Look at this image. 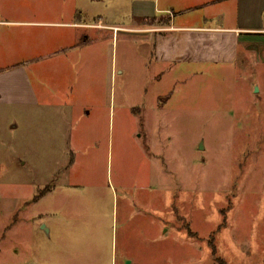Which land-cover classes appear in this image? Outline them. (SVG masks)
Returning <instances> with one entry per match:
<instances>
[{
	"label": "rangeland",
	"instance_id": "374dc122",
	"mask_svg": "<svg viewBox=\"0 0 264 264\" xmlns=\"http://www.w3.org/2000/svg\"><path fill=\"white\" fill-rule=\"evenodd\" d=\"M78 1L109 24L169 21H140L137 0ZM98 35L96 86L43 114L2 107L0 264L53 250L41 215L73 209L76 194L115 208L119 252L142 264H264V62L241 51L236 63L170 66L135 30Z\"/></svg>",
	"mask_w": 264,
	"mask_h": 264
},
{
	"label": "crops",
	"instance_id": "0c3cea01",
	"mask_svg": "<svg viewBox=\"0 0 264 264\" xmlns=\"http://www.w3.org/2000/svg\"><path fill=\"white\" fill-rule=\"evenodd\" d=\"M44 1L0 0V113L13 106L43 114L44 104L96 86L90 78L99 32L135 30L148 42L154 60L170 66L236 63L241 51L255 52L264 62V0H137L140 21L169 19L164 26L140 23L137 28L109 24L107 16L87 12L78 0H53V11L44 9ZM13 124L19 127L18 121ZM74 196L68 198L78 201L73 209L41 215L42 229L57 243L31 264H142L128 251L119 252L118 234L109 223L111 216L116 218L115 208L102 214L87 207L89 197ZM96 207L104 210L97 202ZM161 229L160 223L162 239Z\"/></svg>",
	"mask_w": 264,
	"mask_h": 264
},
{
	"label": "trees",
	"instance_id": "16d2710c",
	"mask_svg": "<svg viewBox=\"0 0 264 264\" xmlns=\"http://www.w3.org/2000/svg\"><path fill=\"white\" fill-rule=\"evenodd\" d=\"M163 16H157V17H154V18H151V19H144L145 21H149V20H152V19H156V20H158V19H160V18H162ZM167 24H169V21L168 22H166L165 23V25H167Z\"/></svg>",
	"mask_w": 264,
	"mask_h": 264
},
{
	"label": "water",
	"instance_id": "95a60500",
	"mask_svg": "<svg viewBox=\"0 0 264 264\" xmlns=\"http://www.w3.org/2000/svg\"><path fill=\"white\" fill-rule=\"evenodd\" d=\"M43 228L46 230V227H45V226H44ZM46 231H47V230H46Z\"/></svg>",
	"mask_w": 264,
	"mask_h": 264
}]
</instances>
